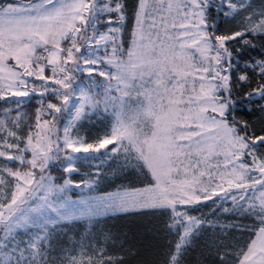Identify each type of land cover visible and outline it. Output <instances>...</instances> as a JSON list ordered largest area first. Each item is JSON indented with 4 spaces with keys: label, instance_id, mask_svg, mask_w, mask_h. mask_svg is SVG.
Returning <instances> with one entry per match:
<instances>
[{
    "label": "snow or ice",
    "instance_id": "1",
    "mask_svg": "<svg viewBox=\"0 0 264 264\" xmlns=\"http://www.w3.org/2000/svg\"><path fill=\"white\" fill-rule=\"evenodd\" d=\"M132 93L155 119L141 146L108 111ZM253 106L264 0H0V264H125L110 234L74 230L144 210L174 238L160 264H191L207 228L223 233L213 264H264V128L233 117ZM92 116L111 124L82 137ZM112 161L127 187L72 198ZM80 162L95 171L76 182ZM233 231L247 239L223 242Z\"/></svg>",
    "mask_w": 264,
    "mask_h": 264
},
{
    "label": "trees",
    "instance_id": "2",
    "mask_svg": "<svg viewBox=\"0 0 264 264\" xmlns=\"http://www.w3.org/2000/svg\"><path fill=\"white\" fill-rule=\"evenodd\" d=\"M261 0H254L257 5ZM136 0H128L129 11L131 12ZM230 26L221 24V31L228 30ZM256 81L253 82L252 87H255ZM36 102L32 101L31 107L27 108L29 113L35 111ZM254 111H240L238 114L233 113V117L238 121H245L254 130L264 128V112L258 109V106H253ZM102 117L92 116L91 119L86 118L83 121V126L79 128V134L85 138L94 137L98 132H101L105 126L111 124V120H103ZM79 173L73 174L76 182H79L82 177H85V173L90 171L89 165L80 162L78 163ZM103 177L97 183L96 192L99 194L110 193L119 189H123L128 186L129 180L118 178L121 173L119 166L115 161L106 164L102 168ZM57 174V173H54ZM137 186H141L137 184ZM211 204V202H208ZM198 211H194L191 214L195 216H207L212 221H218L221 224H227L230 222V218H226L221 213H217L216 216H210L211 209L209 207L197 206ZM99 223L95 228L85 225L75 229L81 235H84L86 231H92L93 234L97 232H103L110 234L113 239L108 240L106 247L110 254H114L117 257L122 256L125 260V264H160L162 260V254L165 251L168 243L172 241L173 236L166 232V226L168 223L167 217L161 216L159 213L152 212L150 210H144L143 214L140 213H121L117 215H106L97 218ZM251 225V221H246ZM223 233L220 229L207 228L203 231L199 240L194 242V251L190 252L191 264H213V254L215 249L208 247L214 240L220 243L219 237ZM79 237H77L78 239ZM247 239V236L240 232L233 231L228 237L227 242H239L243 243ZM123 244V248L119 245ZM115 245V247H112ZM223 251V249H221Z\"/></svg>",
    "mask_w": 264,
    "mask_h": 264
},
{
    "label": "rangeland",
    "instance_id": "3",
    "mask_svg": "<svg viewBox=\"0 0 264 264\" xmlns=\"http://www.w3.org/2000/svg\"><path fill=\"white\" fill-rule=\"evenodd\" d=\"M116 95L121 96L122 94L116 93ZM122 99L124 100L123 106L120 105L119 100L117 101L115 107L109 106V109H108L109 114L113 117L112 123L116 124V121L118 119L125 129L126 136L131 138L132 141H134V144L136 146H141L144 144L145 141H148L151 139L152 132L154 131L155 119H154L153 112H150L147 109L146 105L142 106L141 104L137 102L138 98L135 93H132L131 95H128V96H122ZM83 163L89 165L87 162H83ZM93 163L96 164L99 162L97 161ZM106 164L104 165V167L106 166ZM93 171H95V168L90 167V171H88L87 173H90ZM87 173H85V175ZM96 186H97V183L93 184L92 189H85L83 187L72 188L69 194L72 196L73 199H76L80 196H83V197L103 196V195L108 194V193H102V194L97 193ZM123 189H119L113 192L122 191ZM113 192H110V193H113ZM100 217H103V216H100Z\"/></svg>",
    "mask_w": 264,
    "mask_h": 264
}]
</instances>
